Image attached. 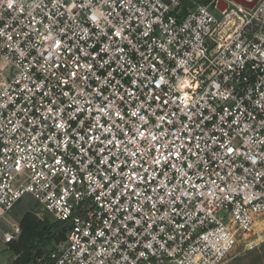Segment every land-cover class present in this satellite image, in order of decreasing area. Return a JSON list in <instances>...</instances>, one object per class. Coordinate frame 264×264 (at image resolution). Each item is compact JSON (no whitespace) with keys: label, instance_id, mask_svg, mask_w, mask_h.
Instances as JSON below:
<instances>
[{"label":"built area","instance_id":"1","mask_svg":"<svg viewBox=\"0 0 264 264\" xmlns=\"http://www.w3.org/2000/svg\"><path fill=\"white\" fill-rule=\"evenodd\" d=\"M247 1L0 0V264L26 197L68 222L30 264H220L264 232V0Z\"/></svg>","mask_w":264,"mask_h":264},{"label":"trees","instance_id":"2","mask_svg":"<svg viewBox=\"0 0 264 264\" xmlns=\"http://www.w3.org/2000/svg\"><path fill=\"white\" fill-rule=\"evenodd\" d=\"M207 4L211 0H181L183 10L192 3ZM21 234L17 242L10 245V249L18 254L15 264L33 263L36 257L47 251L46 244L58 243L65 238L68 222L41 220L31 212H25L20 218Z\"/></svg>","mask_w":264,"mask_h":264},{"label":"rangeland","instance_id":"3","mask_svg":"<svg viewBox=\"0 0 264 264\" xmlns=\"http://www.w3.org/2000/svg\"><path fill=\"white\" fill-rule=\"evenodd\" d=\"M237 4L241 3L244 5H249L245 0H233ZM251 4L248 7H251ZM220 6H224V2L220 1ZM25 212H31L36 216V213L40 211L37 202L30 198L26 197L21 203L17 204L15 208L10 212L9 217L11 219L21 218L22 214ZM44 220L48 222L51 219L44 215ZM7 226H0V238L2 230H5ZM251 241V242H250ZM251 243L253 247L247 246V243ZM10 247V246H9ZM52 248V242L46 244L44 250L48 251ZM4 249V246L0 239V252ZM5 252V251H3ZM9 253L12 254V257H17L18 254L9 248ZM220 264H264V232H258L250 237L241 236L238 243L234 249L223 259Z\"/></svg>","mask_w":264,"mask_h":264},{"label":"snow or ice","instance_id":"4","mask_svg":"<svg viewBox=\"0 0 264 264\" xmlns=\"http://www.w3.org/2000/svg\"><path fill=\"white\" fill-rule=\"evenodd\" d=\"M8 7H12V5L9 4ZM115 35H116V36H119L120 33H119V32H116ZM72 75H75V73H72ZM110 76H111V74H109V77H110ZM161 79H162V78H161ZM100 98H101V100H102V103H104V104L107 105V110H111V107H112L111 101H109L108 98H106V97H100ZM154 99H155V97H154ZM259 103L264 104V101H260ZM107 110H106L105 108H103V107L99 109V111H100L101 113H105V114H106V111H107ZM116 115L119 116V115H120L119 112H117ZM132 115H133V116H136L137 113H136V112H133ZM141 119L143 120V118H141ZM160 121H161L162 124H163V123L171 124V121L166 120V118H165L164 116L160 117ZM143 126L146 127V122L144 123ZM57 127H59V128H63L64 126H63V124H60V125H57ZM103 131H104L105 133H109V134H110V133H111V128H104ZM123 134H124V135H127V133H123ZM133 135H137V136H139V137H144V138H146V139H150L151 141H155L156 144H159V143H160V137H159V136H157V135H152V132H151V131H149V132L147 133V136H145V132L142 131L139 127H137V128L134 130ZM93 139H97V138H96V137H93ZM114 142H115L114 140H109V141H107L108 144H114ZM132 142L135 143V141H132ZM89 150H90V149H89ZM228 151H229V152H232L233 149H228ZM132 154L134 155V153H132ZM173 157H174L175 159H178V160H181L182 162H184V161H183V157H181V156L179 155L178 152H176V153H172V152H170V153H168L167 156L163 155V152H161V158L153 157L152 163L155 164V165H157V166H160L161 164H163L165 167H171V168H173V169H176V168H177V165H176L175 163H171V159H172ZM101 163H106V161H101ZM187 167H188L189 169H191V168L193 167V164H187Z\"/></svg>","mask_w":264,"mask_h":264},{"label":"bare ground","instance_id":"5","mask_svg":"<svg viewBox=\"0 0 264 264\" xmlns=\"http://www.w3.org/2000/svg\"><path fill=\"white\" fill-rule=\"evenodd\" d=\"M245 1L248 2L249 5H244V4H241V3L240 4L243 5V6H250L252 4V2H249L247 0H245ZM219 4H220V2H219ZM224 6H225V3H224ZM221 7H223V6H221Z\"/></svg>","mask_w":264,"mask_h":264}]
</instances>
